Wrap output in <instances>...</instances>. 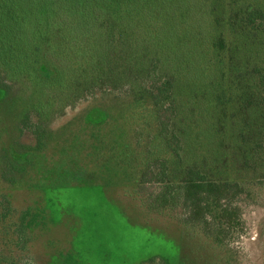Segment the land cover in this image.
<instances>
[{
  "label": "rangeland",
  "instance_id": "374dc122",
  "mask_svg": "<svg viewBox=\"0 0 264 264\" xmlns=\"http://www.w3.org/2000/svg\"><path fill=\"white\" fill-rule=\"evenodd\" d=\"M229 1L237 6V0H218L223 7L213 10L211 22L222 18L223 11V22H228L227 13L235 18L237 10ZM135 25L129 35L132 51L143 50L144 34L151 37L147 42L157 43L151 25ZM29 26L24 38L32 31ZM220 30L228 41L224 26ZM258 39L263 50L250 46L253 59L263 55L264 33ZM209 40L203 42V54L189 57V69L180 49L169 45L151 47L152 53L143 50L140 57L150 68L154 64L155 71L132 69L139 57L118 50L114 69L118 71L129 58L133 84L102 79L78 86L85 91L79 96H72L71 88L68 98L55 94L65 89L64 84L49 80L50 86L40 87L23 73L8 76L0 65V87L8 93L0 91V264H264V142L260 139L250 159L233 149L228 158L227 173L234 180L230 206L242 224L224 232L221 244L204 234L207 224L187 221L183 201L177 199L169 209L153 203L165 186L154 177L161 170L158 162L151 164L153 155L140 141L148 144L172 115L168 103L154 107L152 97L161 82L171 80V95L186 111L192 103L180 102L189 76L200 74L212 81L211 87L218 75L229 79L225 50L211 59ZM256 41L257 36L247 40L249 45ZM156 57L162 61H155ZM212 72L216 74L209 75ZM139 90L152 94L140 98ZM42 103L48 106L39 119ZM35 123L44 137L38 149L40 130L31 128ZM224 146L230 150L228 143Z\"/></svg>",
  "mask_w": 264,
  "mask_h": 264
},
{
  "label": "trees",
  "instance_id": "16d2710c",
  "mask_svg": "<svg viewBox=\"0 0 264 264\" xmlns=\"http://www.w3.org/2000/svg\"><path fill=\"white\" fill-rule=\"evenodd\" d=\"M228 4L237 10L235 18L231 19L227 13L228 22H223L226 13L223 11L222 18L211 22L213 10L223 7L218 0H0V65L7 69L8 76L23 73L21 76L28 82L39 83L40 87L50 86L49 80L57 81L58 86L64 84L65 89L55 93L59 98H68L71 88L72 96H79L85 91L78 86L97 84L102 79L132 80L133 84L128 73L129 58L123 60L118 71L114 69L118 50L129 52L125 56L139 57L131 65L138 70L142 67L149 70L140 56L143 50L152 53L157 45L163 49H168V45L180 49L187 69L192 54H203L204 41H211L208 46L211 59L225 50L231 72L229 79L212 76H217L212 85L217 86L215 90L208 85L212 81H205L200 74L189 76L180 103H192L190 109L184 107L186 111H183V107L176 105L171 95V80L158 85L152 103L154 107L168 103L172 118L158 127L148 144L140 141L148 148L149 155H153L151 164L158 162L161 170L154 177L165 186L153 203L169 209L176 205L177 199L183 201L188 210L187 221L207 224L204 234L220 244L224 232L238 229L242 224L229 201L234 188V180L227 173L231 150L250 159L259 139L264 142V51L254 59L248 52L250 46V50H263L258 38L264 33V2L237 0V6L231 1ZM191 9H196V13ZM137 23L146 28L151 25L155 31L152 39L157 42H147L151 37L144 34L142 51H132L129 37ZM30 24L32 31L28 30V37L24 38L23 32ZM223 26L230 37L226 42L220 30ZM217 29L220 34L213 37ZM253 36H257L256 45H249L247 40ZM156 38L161 40L159 44ZM156 60L162 61L160 57ZM155 67L153 64L150 70H157ZM0 91L8 94L2 87ZM146 91L139 90L140 98L149 95ZM47 106L40 105L39 119L46 114ZM32 127L40 130L36 139L38 149L44 144L43 130L39 123ZM225 143L229 144V151L225 150ZM159 153L165 157H157Z\"/></svg>",
  "mask_w": 264,
  "mask_h": 264
}]
</instances>
